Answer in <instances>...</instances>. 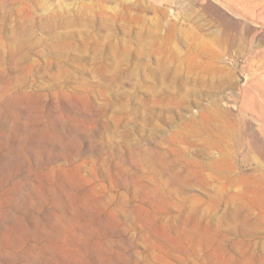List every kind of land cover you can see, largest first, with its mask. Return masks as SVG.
I'll use <instances>...</instances> for the list:
<instances>
[{"label":"rangeland","instance_id":"rangeland-1","mask_svg":"<svg viewBox=\"0 0 264 264\" xmlns=\"http://www.w3.org/2000/svg\"><path fill=\"white\" fill-rule=\"evenodd\" d=\"M0 264H264V0H0Z\"/></svg>","mask_w":264,"mask_h":264}]
</instances>
